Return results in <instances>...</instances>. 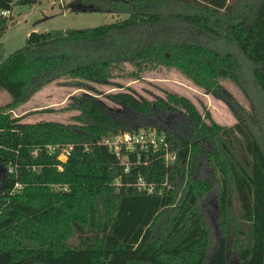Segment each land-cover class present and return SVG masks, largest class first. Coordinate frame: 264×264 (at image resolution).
Listing matches in <instances>:
<instances>
[{
    "label": "trees",
    "instance_id": "16d2710c",
    "mask_svg": "<svg viewBox=\"0 0 264 264\" xmlns=\"http://www.w3.org/2000/svg\"><path fill=\"white\" fill-rule=\"evenodd\" d=\"M37 1L0 0V37L9 20L2 10ZM96 2L83 9L128 17L84 29L32 31L24 46L0 61V90L10 96L0 106V165L5 168L0 264H264V146L221 82L242 86L241 62H248L264 106V0ZM169 18L188 32L223 28L234 48L157 35L109 47L121 35L163 26ZM161 67L177 70L204 93L225 101L238 119L231 126L217 123L208 110L202 114L175 93L145 101L139 109L177 110L191 122V139L156 128L176 152L170 165L160 150L122 148L117 154L104 144L103 139L145 125L87 92L96 90L95 84L122 86L119 79L138 80ZM58 77L85 90L67 105L78 111L75 123L24 122L11 114ZM105 97L118 103L113 94ZM63 149H68L65 161L59 159ZM201 156L216 175L220 236L212 251L199 201L213 183L197 176ZM139 177L153 190L138 189Z\"/></svg>",
    "mask_w": 264,
    "mask_h": 264
},
{
    "label": "rangeland",
    "instance_id": "374dc122",
    "mask_svg": "<svg viewBox=\"0 0 264 264\" xmlns=\"http://www.w3.org/2000/svg\"><path fill=\"white\" fill-rule=\"evenodd\" d=\"M96 3V0H38L31 5H14L7 17L9 20L6 28L0 37V61L16 49L24 46L28 34L32 31L84 29L128 17L126 13H110L89 9L91 5ZM86 6L89 8L83 9ZM173 10L188 12L186 9L174 8ZM187 30L178 19L169 18L163 26L152 25L140 28L132 31L129 35H121L117 40H113L114 42L110 39L109 47H123L129 41L138 42L142 38L152 40L157 35L159 39L169 40L182 39L183 36L198 38L201 42L221 48L220 50L227 47L232 50L234 48L224 38L226 35H223V28L212 27L211 33L202 34ZM216 32L217 34H215ZM109 51H113V48ZM241 63L240 80L242 86L230 80H222L221 82L231 95L233 102L243 109L247 117L245 120L259 135L258 137L264 146V106L260 99H257V97L259 98L258 87L256 88L255 85L252 67L250 68L248 62L242 61ZM125 65L130 68L128 63ZM118 82L122 86L95 84L96 90L87 92L106 101L111 109L116 110L124 117L135 119L133 121H143L145 125L143 127L166 128L174 130L188 139L194 138L190 128L191 122L186 115L177 110L168 111L156 105L150 106L148 111L139 109L145 101L165 98L166 93H175L187 97L194 103L199 112L204 114L208 110L214 121L222 125L231 126L238 120L225 101L212 94L204 93L175 69L161 67L146 71L138 80L122 78ZM84 91L71 86L65 77L54 78L40 90L20 102L11 110V114L24 122L51 120L75 123L73 117L78 114V111L67 108V105L72 101V97H79ZM108 94H113L115 99H118V103L107 99L105 96ZM9 100L8 92L0 90V106ZM211 146L210 143L206 145L208 150L211 149ZM206 159L205 156L199 158L197 176L208 178L213 183L211 190L199 201L203 219L211 235L210 251H212L218 242L220 230L217 225L216 175Z\"/></svg>",
    "mask_w": 264,
    "mask_h": 264
},
{
    "label": "built area",
    "instance_id": "2783aa9c",
    "mask_svg": "<svg viewBox=\"0 0 264 264\" xmlns=\"http://www.w3.org/2000/svg\"><path fill=\"white\" fill-rule=\"evenodd\" d=\"M1 14L8 17L10 14L9 10H2ZM104 144H108L109 148L115 153L119 154L120 150L124 148L128 152H138L144 150L149 151H162L165 165H170L176 158L175 150L170 148V144L167 140L166 135L163 132H158L155 127L140 128L136 131H123L118 135H115L112 139H103ZM68 149H63L59 155L61 161H65L67 158ZM127 156L123 157L125 162ZM7 172H12V166H9ZM127 170V169H126ZM136 186L140 190L152 191L153 184L147 182L142 177H139L136 181Z\"/></svg>",
    "mask_w": 264,
    "mask_h": 264
},
{
    "label": "flooded vegetation",
    "instance_id": "af4514ba",
    "mask_svg": "<svg viewBox=\"0 0 264 264\" xmlns=\"http://www.w3.org/2000/svg\"><path fill=\"white\" fill-rule=\"evenodd\" d=\"M4 176H5V168L2 165H0V188L1 185L3 184Z\"/></svg>",
    "mask_w": 264,
    "mask_h": 264
}]
</instances>
